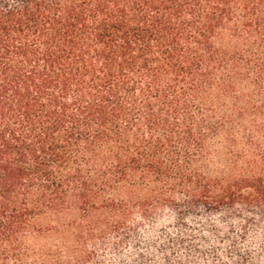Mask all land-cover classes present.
<instances>
[{"label":"trees","instance_id":"obj_1","mask_svg":"<svg viewBox=\"0 0 264 264\" xmlns=\"http://www.w3.org/2000/svg\"><path fill=\"white\" fill-rule=\"evenodd\" d=\"M114 245L264 264V0H0V264Z\"/></svg>","mask_w":264,"mask_h":264},{"label":"rangeland","instance_id":"obj_2","mask_svg":"<svg viewBox=\"0 0 264 264\" xmlns=\"http://www.w3.org/2000/svg\"><path fill=\"white\" fill-rule=\"evenodd\" d=\"M145 225V223H144ZM144 225H139L138 226V234L139 235H143V231H144ZM53 240H54V236L50 237V236H43L41 238H38V239H35L33 240L38 246H42V245H50L53 243ZM109 244H114L113 241L116 240L115 237L113 238H109ZM133 240L129 241L127 244H133ZM34 243V244H35ZM118 246V245H117ZM117 246H111L110 248L109 247H105V246H100L97 251H96V259H95V262L94 264H100L102 262V257H104L107 261H110V259L114 256V254L116 253V250L118 249Z\"/></svg>","mask_w":264,"mask_h":264}]
</instances>
